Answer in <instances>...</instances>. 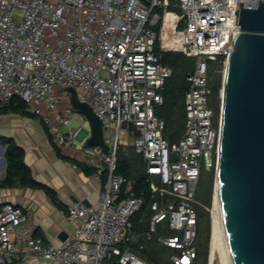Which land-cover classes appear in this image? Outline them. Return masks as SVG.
<instances>
[{
	"label": "built area",
	"instance_id": "obj_1",
	"mask_svg": "<svg viewBox=\"0 0 264 264\" xmlns=\"http://www.w3.org/2000/svg\"><path fill=\"white\" fill-rule=\"evenodd\" d=\"M167 2L0 0V107L16 97L24 100L60 149L80 152L101 188L97 205L75 201L67 206L63 215L75 227L58 243L36 233L29 207L0 203V264L32 258L59 264H154L130 245L137 233L132 216L146 196L116 171L120 149L129 146L143 155L152 193L146 236L172 248L174 264H195L201 164L218 163L222 132V110L217 115L211 104L209 60L227 63L240 31L238 2L257 6L258 0H177L195 68L187 75L185 126L176 140L156 113L173 73L156 49L158 8ZM69 87L101 119L108 149L88 143L90 126L82 138L84 127L70 126L84 114L72 103ZM161 223L168 232H160ZM138 242L143 247L141 238Z\"/></svg>",
	"mask_w": 264,
	"mask_h": 264
},
{
	"label": "water",
	"instance_id": "obj_2",
	"mask_svg": "<svg viewBox=\"0 0 264 264\" xmlns=\"http://www.w3.org/2000/svg\"><path fill=\"white\" fill-rule=\"evenodd\" d=\"M236 14L240 31L226 63L222 89L216 181L220 229L227 264H264V0H258L257 6L238 2ZM69 90L72 103L90 123L88 143L108 149L101 119L77 97L74 87ZM6 162L3 155L1 170Z\"/></svg>",
	"mask_w": 264,
	"mask_h": 264
},
{
	"label": "crops",
	"instance_id": "obj_3",
	"mask_svg": "<svg viewBox=\"0 0 264 264\" xmlns=\"http://www.w3.org/2000/svg\"><path fill=\"white\" fill-rule=\"evenodd\" d=\"M83 127L78 135L80 138L87 133V127ZM6 138L15 140L23 147L24 160L31 168L34 178L50 186L56 198L44 186L17 183L0 186V203L13 201L29 207L36 233L45 241L60 242L75 227V223L68 221L63 215L67 206L75 201L95 206L100 201L101 188L93 170L89 169L91 166L81 160L79 151L60 149L41 118L30 112L0 110V146H4L0 154L4 156ZM5 170L6 167L1 170V177L6 175ZM10 264L59 263L32 258L28 261L13 260Z\"/></svg>",
	"mask_w": 264,
	"mask_h": 264
},
{
	"label": "trees",
	"instance_id": "obj_4",
	"mask_svg": "<svg viewBox=\"0 0 264 264\" xmlns=\"http://www.w3.org/2000/svg\"><path fill=\"white\" fill-rule=\"evenodd\" d=\"M158 10L161 18L157 25H155V28L160 38H158L156 49L161 52L164 61L171 65L173 73L167 80L164 89V102L158 106L157 112L166 121V133L169 138L171 140H176L183 133L185 126V93L188 88L187 75L195 68V60L193 61V56L187 54L186 44L183 39L185 24L184 12L177 3V0H168V2L161 5ZM222 63V58L209 60V80L214 95L212 98V105L217 115H219L221 111V105L219 100L217 102L215 93L219 91L221 81L219 74L217 75L216 67ZM210 65L214 67L211 71ZM8 109L29 112L26 108V102L18 97L14 98L9 105L0 107V110ZM5 142L7 144L5 149V156L7 159L6 175L4 177L0 175V186L14 185L17 183L41 185L56 198L55 192L50 186L34 178L31 168L24 160L23 147L11 138H6ZM89 169L93 170L92 167ZM116 171L131 178L133 180V187L137 192L145 193L146 202L142 208L132 216L135 230L142 231L143 228L148 227L149 219L146 221L144 215L145 213H149L150 215L149 202L152 198L150 185L147 180L146 162L143 155L136 152L131 146L120 149ZM208 194L209 196L211 194V184L208 186ZM198 210L199 221L197 240L204 234H206L208 238L210 222L209 212L205 209L204 205L198 204ZM130 245L135 249L142 250L138 243L135 244L131 242ZM168 248L171 253L173 249L170 247ZM146 256L154 264H161L153 261L147 254ZM199 256L200 247L198 249L197 258Z\"/></svg>",
	"mask_w": 264,
	"mask_h": 264
},
{
	"label": "rangeland",
	"instance_id": "obj_5",
	"mask_svg": "<svg viewBox=\"0 0 264 264\" xmlns=\"http://www.w3.org/2000/svg\"><path fill=\"white\" fill-rule=\"evenodd\" d=\"M48 31V29H46ZM46 39L54 42L53 37L46 36ZM192 60H195V57H192ZM218 67V68H217ZM216 72L217 75L219 74L220 77V88L217 93H215V98L222 107V89H223V82H224V75H225V69H226V62L223 61L222 64L217 65ZM214 67L210 65V71L213 70ZM214 95L211 96V104H212V98ZM68 103V100L65 99V104ZM158 106L156 105V113L158 114ZM216 112V111H215ZM85 126L88 127L90 125L87 117L85 115H82L81 117H76L71 120L70 126ZM1 143V142H0ZM3 154H0V158H2ZM6 171V170H5ZM0 172H2L0 170ZM216 181H217V163H214L208 168L204 161H202L201 164V175H200V181L198 186V192H197V198L199 199V204L204 205L205 209L209 212L210 222H209V234L208 238L206 237V234L202 235L197 241V247L199 249L200 247V256L196 260V264H210V251H211V239H212V218H213V206L215 201V194H216ZM211 184V194L209 196L208 194V186ZM149 213H145L144 217L145 220L148 221L149 219ZM164 223H161L159 225V230L161 233H166L168 230L163 227ZM148 227H145L142 229V231L137 230L136 232V239L133 241V243H138L141 238V241L143 242V247H141L142 253L145 255L147 254L153 261L159 262L161 264H174L170 259V251L169 248L166 247L164 244L159 242L155 237L148 238L145 234ZM142 233V235H141ZM141 235V236H140ZM213 264H221V260L219 257V254H217V257L215 258Z\"/></svg>",
	"mask_w": 264,
	"mask_h": 264
},
{
	"label": "bare ground",
	"instance_id": "obj_6",
	"mask_svg": "<svg viewBox=\"0 0 264 264\" xmlns=\"http://www.w3.org/2000/svg\"><path fill=\"white\" fill-rule=\"evenodd\" d=\"M213 218H212V239H211V251H210V264H213L217 254H219L221 264L226 263V254L224 252V243L221 232V209L219 208V194L216 190L215 201L213 206Z\"/></svg>",
	"mask_w": 264,
	"mask_h": 264
}]
</instances>
